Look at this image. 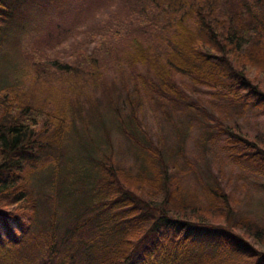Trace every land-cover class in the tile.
Returning <instances> with one entry per match:
<instances>
[{
    "label": "trees",
    "instance_id": "obj_1",
    "mask_svg": "<svg viewBox=\"0 0 264 264\" xmlns=\"http://www.w3.org/2000/svg\"><path fill=\"white\" fill-rule=\"evenodd\" d=\"M149 1L155 12L147 6L145 15L132 21L155 29L148 41L133 39L132 48L118 58L101 50L78 59L74 53L59 73L64 74L61 90L74 92L87 65L94 71L118 66L116 76L129 71L121 81L133 86L126 92L128 122H121L126 112L116 109L110 112L112 126L78 133V104L69 107V118L59 107L33 104L30 96L0 94V264H71L77 249L82 264H264L263 226L237 210L238 181L264 180V141L225 128L221 116L211 117L215 105H209L218 98L264 113L259 80L264 78V0ZM8 3L0 0V30L21 20L8 13ZM154 35L158 46L151 43ZM154 102L157 107L150 108ZM115 105L116 99L109 109ZM145 107L159 112L157 125L172 135L168 147L161 137L153 140L157 136L145 124ZM197 128L205 131L198 133L196 152L208 153L201 155L206 171L183 151ZM114 132L125 139V152L112 143ZM48 147L68 152L57 174L61 193L42 222L30 190L38 171L22 158L34 160ZM218 147L225 157L217 154ZM225 164L239 168L229 172L236 178L223 177ZM60 211L69 217L63 228ZM251 221L259 229L254 231Z\"/></svg>",
    "mask_w": 264,
    "mask_h": 264
},
{
    "label": "rangeland",
    "instance_id": "obj_2",
    "mask_svg": "<svg viewBox=\"0 0 264 264\" xmlns=\"http://www.w3.org/2000/svg\"><path fill=\"white\" fill-rule=\"evenodd\" d=\"M10 2L7 4L8 13L21 20L16 19L11 28L0 30V94L18 98L22 95L24 99L30 96L33 98L31 100L33 104L43 106L51 104L55 109L59 107L67 111L69 118L72 117V113L68 111L69 107L72 103L78 104L81 112L74 115L75 129L78 133L87 132L92 126H105V128L112 126L110 112L122 109L121 112L125 114L126 92L133 91V86H123V82L121 83L129 78V71H122L116 76L115 74L120 73L118 66L115 71L112 70L111 65L100 66V69L94 71L87 65L79 88L69 92L60 88L64 78V74L59 75L62 70L61 63L70 62L67 57L74 53H76L74 58L78 59L81 53L83 55L95 51L100 53L99 50L108 51L117 58L123 57L131 47L130 43L133 39L148 41L150 32L155 29L140 26L138 22L132 21L135 19L134 16L145 15L143 8L147 6L155 12L153 4L149 0H57L54 4L49 3L48 0H10ZM152 41L153 45L158 46L155 35ZM84 61L82 59L78 64ZM20 71L23 74L17 73ZM259 80L264 88V78L259 77ZM53 93L60 95L53 96ZM200 93L203 99H210L207 91L202 90ZM62 95L66 97H61ZM115 99V109L111 110L110 102ZM230 103L229 100L213 99L209 104L215 105V112L209 107L211 117L215 119L217 115L221 116L225 128L235 130L244 135L243 137H254L264 141V113L253 109L243 111L241 108H234ZM155 107H157L155 102L150 105V108ZM224 107H229L230 110L226 111ZM159 117L158 111L151 112L149 108H144L145 124L152 128V133H156L157 136V138L153 136V140L157 141L161 137L168 147L172 135L167 133V127L157 125ZM121 122H128L127 112ZM98 129L103 132V128ZM198 133L201 135L205 131L197 128L189 132L183 151L189 160H195L196 164L206 171L204 161L208 153L196 152ZM110 139L114 146L125 152L126 141L120 134L110 133ZM206 146L211 151V145L207 143ZM219 150L218 147L217 154L225 157V153L221 154ZM67 152V148H40L34 160L22 158L27 168H37L38 171L34 174L30 190L39 201L42 222L52 214L55 198L61 193L62 187L57 181V174L66 164ZM215 166L213 165L214 168L217 167L216 174L221 175L219 167ZM223 170L225 178L230 175L236 178L237 174L229 173L231 171L240 172L233 164H225ZM220 180L226 185L224 179ZM191 181L190 178L187 183ZM242 186H246V192L240 191ZM237 187L241 193L238 194L241 198V209L237 207V210L257 221L264 229V180L259 183H255L253 179L249 182L241 180L238 181ZM68 220V215L60 211L58 226L62 223L63 228ZM254 221H251V227L255 231L259 228ZM59 231L63 232L60 227ZM62 238L61 250L65 253V245L69 240L66 236ZM82 258L80 249L73 251L71 264H82Z\"/></svg>",
    "mask_w": 264,
    "mask_h": 264
}]
</instances>
